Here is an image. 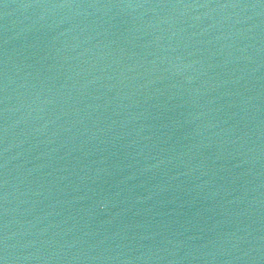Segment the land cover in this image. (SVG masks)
I'll return each instance as SVG.
<instances>
[{"label":"water","instance_id":"95a60500","mask_svg":"<svg viewBox=\"0 0 264 264\" xmlns=\"http://www.w3.org/2000/svg\"><path fill=\"white\" fill-rule=\"evenodd\" d=\"M0 264H264V0H0Z\"/></svg>","mask_w":264,"mask_h":264}]
</instances>
